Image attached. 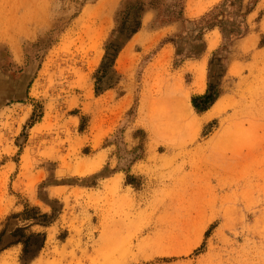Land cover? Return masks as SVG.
<instances>
[{
  "label": "rangeland",
  "instance_id": "374dc122",
  "mask_svg": "<svg viewBox=\"0 0 264 264\" xmlns=\"http://www.w3.org/2000/svg\"><path fill=\"white\" fill-rule=\"evenodd\" d=\"M122 2L0 0V229L44 233L29 264H264V0H157L103 69Z\"/></svg>",
  "mask_w": 264,
  "mask_h": 264
},
{
  "label": "trees",
  "instance_id": "16d2710c",
  "mask_svg": "<svg viewBox=\"0 0 264 264\" xmlns=\"http://www.w3.org/2000/svg\"><path fill=\"white\" fill-rule=\"evenodd\" d=\"M156 1L157 0H123L117 12L115 13V16H120L119 20L121 23L119 34H124L125 38L121 45H115L114 49H111V44H108L105 47V54L100 64L101 68L106 69L107 67H111L113 65V62L115 61L119 51L131 37V35L136 32V28L129 26V20H131L130 17L134 16L135 19L131 21L135 24H139L142 13L147 10H154V3ZM155 19L156 15L154 20ZM197 42L198 41L196 40L194 43ZM96 92H98V86H96ZM220 96L221 91H219L215 85L208 82L204 93L192 96V108L197 114H201L207 111ZM138 133H142V131H138ZM130 180L131 177L128 176L126 182L131 184ZM17 215L18 213L12 214V217H16ZM36 238H40V241L36 242ZM44 241V233L32 232L28 230V228L18 226L16 224L11 225L10 228H8L7 225H3V227L0 229V252L13 245H21V264H29V262L34 259L38 251L43 247Z\"/></svg>",
  "mask_w": 264,
  "mask_h": 264
},
{
  "label": "crops",
  "instance_id": "0c3cea01",
  "mask_svg": "<svg viewBox=\"0 0 264 264\" xmlns=\"http://www.w3.org/2000/svg\"><path fill=\"white\" fill-rule=\"evenodd\" d=\"M192 11L193 13L190 14L191 16H194V15H198L200 14V10L198 8V6L196 8H192ZM171 26H166L162 29H159V30H156V31H151V32H148V33H144L142 34V37L146 39H149L150 37H161L163 38L164 36H166L167 33H169L171 31ZM166 37H164V42L162 43V45L159 47V50L156 51V55L157 56H161L163 55L164 52H174L175 51V48L173 46V44L171 42H169V40H165Z\"/></svg>",
  "mask_w": 264,
  "mask_h": 264
},
{
  "label": "bare ground",
  "instance_id": "6f19581e",
  "mask_svg": "<svg viewBox=\"0 0 264 264\" xmlns=\"http://www.w3.org/2000/svg\"><path fill=\"white\" fill-rule=\"evenodd\" d=\"M213 45H214V43L212 42V43H211V46H213Z\"/></svg>",
  "mask_w": 264,
  "mask_h": 264
}]
</instances>
